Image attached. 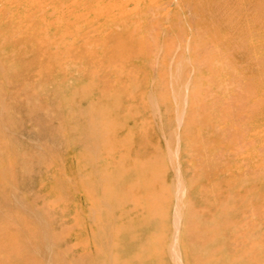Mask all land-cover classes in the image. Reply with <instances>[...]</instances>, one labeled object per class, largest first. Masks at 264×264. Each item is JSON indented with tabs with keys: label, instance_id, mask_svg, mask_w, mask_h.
<instances>
[{
	"label": "rangeland",
	"instance_id": "obj_1",
	"mask_svg": "<svg viewBox=\"0 0 264 264\" xmlns=\"http://www.w3.org/2000/svg\"><path fill=\"white\" fill-rule=\"evenodd\" d=\"M30 1L0 0V264H264V0Z\"/></svg>",
	"mask_w": 264,
	"mask_h": 264
},
{
	"label": "bare ground",
	"instance_id": "obj_2",
	"mask_svg": "<svg viewBox=\"0 0 264 264\" xmlns=\"http://www.w3.org/2000/svg\"><path fill=\"white\" fill-rule=\"evenodd\" d=\"M36 1H38V0H31L30 2H32L34 5H36V4H38V2H36ZM43 1H46V0H42V2H43ZM86 1H87V0H86ZM28 2H29V1H28ZM156 2H157V1H156ZM156 2H155V3H156ZM1 3H2V2H1ZM26 4H27V3H25V5H26ZM149 5L151 6V4H149ZM153 5H154V4H153ZM144 6H145V5H144ZM155 6H156V5H155ZM126 7H127V6H126ZM210 8H211V7H210ZM143 9H144V8H143ZM237 10H238V9H237ZM154 11H155V10H154ZM157 11H158V10H157ZM163 11H164V10H163ZM141 13H142V12H141ZM150 13H152V12H150ZM153 13H154V12H153ZM144 14H145V13H144ZM144 14H143V15H144ZM151 15H152V14H151ZM157 15H158V14H157ZM145 16H146V15H145ZM147 16H148V15H147ZM146 18H147V17H146ZM207 18H209V17H207ZM182 19H183V18H182ZM144 20H145V19H144ZM261 22H262V21H261ZM21 28H22V27H21ZM28 28H30V27H28ZM22 30H23V29H22ZM19 31H20V30H19ZM24 31H25V30H24ZM223 33H224V32H223ZM112 34H113V32H112ZM114 34H115V33H114ZM109 36H110V35H109ZM214 46H215V45H214ZM195 50H196V49H195ZM2 51H3V50H2V47H0V62H1L0 64H4V62H3V56H2V55H3V54H2L3 52H2ZM25 53H26V52H25ZM29 55H33V54L31 53V54H29ZM34 56H35V54H34ZM150 58H151V57H150ZM6 60H7V58H6ZM6 60H5V61H6ZM9 60H11V59H9ZM12 60H13V59H12ZM215 61H216V60H215ZM11 62H12V61H11ZM141 63H142V62H141ZM147 64H148V62H147ZM5 65H6V62H5ZM141 65H142V64H141ZM143 65H144V64H143ZM262 65H263V64H262ZM144 66H145V65H144ZM261 68H262V67H261ZM8 69H9V68H8ZM4 70H5V69H4ZM196 70H197V69H196ZM1 71H2V70H1ZM6 72H7V70H6ZM6 72H4V73H6ZM7 73H8V72H7ZM191 74H192V72H191ZM260 78H261V77H260ZM54 80H55V79H54ZM55 82H56V81H55ZM53 83H54V82H53ZM81 84H82V83H81ZM54 85H55V84H54ZM257 91H258V90H257ZM259 92H260V91H259ZM223 94H224V92H223ZM219 95H221V94H219ZM221 96H223V95H221ZM257 97H258V96H257ZM225 98H226V97H225ZM85 99H86V98H85ZM251 101H252V100H251ZM263 106H264V105H263ZM262 108H263V107H262ZM258 113H259V111H258ZM259 114H260V113H259ZM260 117H261V116H260ZM258 121H260V120H258ZM249 123H250V122H249ZM262 123H263V122H262ZM253 126H254V125H253ZM262 126H263V125H262ZM172 134H173V133H172ZM91 135H92V134H91ZM173 135H174V134H173ZM171 136H172V135H171ZM175 137H177V136H175ZM116 138H117V136H116ZM176 139L178 140V138H176ZM169 140H171V139H169ZM177 140H176V141H177ZM174 142H175V141H174ZM174 142H173V143H174ZM177 142H178V141H177ZM180 143H181V142H180ZM171 144H172V143H171ZM175 144H176V143H175ZM178 144H179V142H178ZM143 146H144V145H143ZM146 147H147V146H146ZM169 147H171V146H169ZM255 147H256V146H255ZM141 148H142V147H141ZM147 149H148V148H147ZM144 150H145V148H144ZM148 150H149V149H148ZM169 150H170V149H169ZM174 151L176 152V150H174ZM175 152H174V154H172V153H170V154H171L172 156H173V155L176 156L177 153H175ZM168 154H169V153H168ZM146 156H147V155H146ZM170 158L172 159V157H169V159H170ZM171 159H170V161H172ZM180 161H181V160H180ZM175 162H177V161H175ZM172 163H173V161H172ZM167 164H168V163H167ZM172 165H173V164H172ZM175 166H177V165H175ZM172 169H173V168H172ZM176 169H177V168H176ZM176 169H175V170H176ZM73 170H74V169H73ZM176 171H177V170H176ZM180 171H181V170H180ZM68 172H69V171H68ZM72 172H73V171H72ZM222 172H223V171H222ZM69 173H70V172H69ZM175 173H176V172H175ZM177 173H179V171H178ZM169 174H170V173H169ZM223 174H224V173H223ZM166 175H167V174H166ZM179 175H180V174H179ZM179 175H176V176H177V181H178V176H179ZM182 175H183V174H182ZM70 176H71V175H70ZM262 176H264V175H261L260 178H261ZM166 177H167V176H166ZM175 178H176V177H175ZM180 179H181V178H180ZM183 180H184V179H183ZM183 180H182V181L180 180L179 182H181V183L184 182L183 185H185V182H186V181H183ZM179 182H178V184H177V182H176V184H177V185H180ZM47 188H48V187H47ZM176 188H177V187H175V189H176ZM178 188H179V186H178ZM178 188H177V189H178ZM181 188H183V187L181 186ZM179 189H180V188H179ZM45 191H46V190H45ZM178 192L181 193V190H178ZM176 193H177V191H176ZM180 196H181V194H180ZM178 212H179V210H178ZM175 215L179 216V215L176 214V213H175ZM175 215H174V218H173V219H174V221H173L174 224H175L176 221H177V220H175V219L177 218V216H175ZM172 216H173V215H172ZM179 217H180V216H179ZM173 219H172V220H173ZM177 219H179V218H177ZM179 220H180V219H179ZM177 222H178V221H177ZM148 226H149V225H148ZM151 226H152V225H151ZM175 226H176V224H175ZM175 226H173V227H175ZM177 226H179V225H177ZM177 226H176V227H177ZM142 227H144V226H142ZM145 227H146V226H145ZM145 227H144V229H147V228H145ZM176 227H175V229H176ZM152 228H153V227H152ZM144 229H143V230H144ZM175 229H174V230H175ZM178 229H179V227H177L176 230H178ZM143 230H142V231H143ZM150 230H151V229H150ZM174 230H173V231H174ZM177 232H178V231H177ZM145 233H146V232H145ZM172 233H173V232H172ZM181 234H182V231H181ZM176 235H177V234H176ZM142 236H143V235H142ZM178 236H179V235H178ZM171 238H172V237H171ZM123 240H124V239H123ZM6 241L9 242V243H10V242H12V243L14 242L13 239H7ZM173 242H175V240H174ZM120 243H121V242H120ZM175 243H176V242H175ZM173 244H174V243H173ZM126 245H130V246H128L130 249H129ZM136 246H138V245H136ZM170 246H171V245H170ZM178 246H179V245H178ZM180 246H181V245H180ZM134 248H135V245H134V242H133V241H129V242H127V241H123L121 249L127 251L128 254H129V253H133L132 251H134ZM170 248H171V247H170ZM179 249H180V247H179ZM135 250H136V248H135ZM181 250H182V249H181ZM181 250H180V251H181ZM124 253H125V255H126V252H124ZM169 253H170V255L173 257L174 261L177 260V258H178V260H179V257H178V249H176L175 247H172V248L170 249V252H169ZM179 254H180V253H179ZM129 256H130V255H129ZM171 256H170V259H171ZM166 259H167V258H166ZM181 259H183V258L181 257ZM181 259H180V260H181ZM125 261H126V260H125ZM166 261H167V260H166ZM181 261H182V260H181ZM136 262H137V261H136ZM150 262H151V260H150ZM172 263H173V261H172ZM174 263H175V262H174ZM174 263H173V264H174ZM139 264H140V263H139ZM165 264H167V263H165ZM168 264H169V263H168ZM175 264H176V263H175ZM181 264H182V263H181Z\"/></svg>",
	"mask_w": 264,
	"mask_h": 264
}]
</instances>
